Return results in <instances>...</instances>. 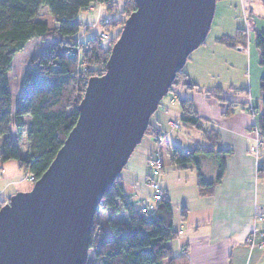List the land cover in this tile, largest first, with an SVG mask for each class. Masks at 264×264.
Returning <instances> with one entry per match:
<instances>
[{
    "label": "trees",
    "instance_id": "1",
    "mask_svg": "<svg viewBox=\"0 0 264 264\" xmlns=\"http://www.w3.org/2000/svg\"><path fill=\"white\" fill-rule=\"evenodd\" d=\"M120 3V17L111 21L113 24L117 21L118 27L135 9L134 0H0V162L16 161L18 167L34 180L46 170L77 119V106L87 79L104 72L114 43L106 40L103 44L97 35L87 37L84 42L78 40L82 26L78 14L94 4L106 6L110 11L109 7ZM40 7L48 10L54 22L52 26L37 18ZM32 38L52 40L29 60L13 101L8 79L11 61ZM217 41L227 47L245 45L247 30L239 27L234 37L222 35ZM254 46L258 63L264 67V32L255 31ZM178 85L186 91H199L198 84L183 68L172 82V86ZM258 89L259 104L254 106L251 114L252 117L257 114L259 156L264 155V75L259 79ZM221 93L223 90L217 87L212 94L218 97ZM222 101L226 104L222 114H231L235 103L225 98ZM178 103L180 123L199 131L209 146L196 145L183 150L171 145L169 159L176 167H193L199 195L209 196L223 177L229 150L221 148L214 130L205 128L191 97H179ZM11 128L15 131L14 140L9 135ZM151 131L148 124L144 135H153L154 141L163 134ZM204 158L211 159L216 165L213 180H206L202 173ZM262 168L263 165L258 166L259 171ZM5 201L7 199L0 198V207ZM98 208L106 210L110 216L122 211L125 218L109 217L101 222L95 213L85 264H162L164 260L167 264L183 263L184 260L172 256L168 245L176 237V231L170 202L164 195L153 210L143 212L128 201L118 175L104 193Z\"/></svg>",
    "mask_w": 264,
    "mask_h": 264
},
{
    "label": "water",
    "instance_id": "2",
    "mask_svg": "<svg viewBox=\"0 0 264 264\" xmlns=\"http://www.w3.org/2000/svg\"><path fill=\"white\" fill-rule=\"evenodd\" d=\"M102 74L87 79L77 119L46 170L0 207V264H85L94 215L141 142L216 0H134Z\"/></svg>",
    "mask_w": 264,
    "mask_h": 264
},
{
    "label": "crops",
    "instance_id": "3",
    "mask_svg": "<svg viewBox=\"0 0 264 264\" xmlns=\"http://www.w3.org/2000/svg\"><path fill=\"white\" fill-rule=\"evenodd\" d=\"M249 1L240 0L241 11L246 12L248 21L254 12ZM259 7L262 17L258 16L255 23L253 22L255 27L253 26L252 29L264 32V0H261ZM222 35L225 33H216L210 44L203 42L195 49V56H191V58L188 56L187 62H185V66L187 63L189 64L188 67H183L188 77L198 84L200 92L197 90L186 91L181 85H178L185 94L176 95L177 102H175V98H170L164 104L159 103L149 119L151 132L160 131L165 133L166 137L180 127L182 131L186 132L187 127L180 123L181 111L178 99L189 96L193 99L194 109L205 128L214 130L219 136L221 148L229 150L225 156L223 177L214 186L213 192L209 196L199 195L196 186V171L193 167L179 168L170 162L168 148L171 145L180 147L178 144L174 142L167 144L164 156L160 152L163 168L157 181L162 188L163 195L170 202L176 237L168 245L173 257L184 260L183 263L178 264H264V220L256 216L264 207V163H259L258 158H255L250 150L253 145V137L249 134L251 117L246 100L253 89L252 86H257L260 77L264 75V67L259 65L257 57L254 84L252 85L251 76H249L247 87L240 89L241 91L236 88L234 91H230L232 94H238L239 98L238 96L236 98V94L232 95L230 92L225 93L224 91L218 97L212 94L217 87L210 86V83L204 82L202 78L212 75L213 66L207 67L209 61L215 59L217 51L222 49L221 45L223 44L217 41V38ZM245 45L238 44L232 48L240 50L245 48ZM203 58H205L204 61ZM196 93L205 95L203 96L205 99L198 98ZM242 94H245L243 99L241 98ZM208 97L217 99L218 111L216 108L215 111L211 110ZM222 98L235 103L233 112L229 115L222 114L226 105ZM221 121L224 122L220 123ZM146 135L151 136V140L146 139L144 144H141L142 146L135 147L119 174L123 191L124 184L130 186L128 193L125 191L124 193L135 208L145 206L143 197H139L138 193L143 195L142 191L147 192L149 198L151 193L150 187L146 183L148 173L146 163L148 156L154 151L155 145L152 141L153 135ZM199 137L205 145H196L207 148L209 144L200 132ZM135 151H137L136 154H134ZM3 165L4 163L0 162V168L3 170L0 172V198L6 200L16 191L26 190L20 189V186L27 178L26 175L20 177V173L2 175L5 172ZM259 165H263L260 171ZM201 170L206 180L214 179L216 174L214 162L207 165L202 161ZM103 217L101 222L106 221L109 217L118 220L125 218L122 211L110 216L106 210L103 211ZM251 238L254 239L252 242ZM162 264H167V260H164Z\"/></svg>",
    "mask_w": 264,
    "mask_h": 264
},
{
    "label": "rangeland",
    "instance_id": "4",
    "mask_svg": "<svg viewBox=\"0 0 264 264\" xmlns=\"http://www.w3.org/2000/svg\"><path fill=\"white\" fill-rule=\"evenodd\" d=\"M249 2L254 12L252 13L248 21L246 18V12L241 11L240 0H216L215 10L211 21V25L204 40L205 44H210L212 38L216 33L223 32L227 36L234 37L239 27L245 28V30H247V43L245 45V48H241L239 50L238 48L226 47L224 45H221L222 49L221 50L219 49L217 51L215 59H212L208 63L209 66L207 68H211L213 66V70H211L212 75H210L209 77L204 76V78H202L204 82L210 83L209 84L210 86L215 85V87H220L225 93L232 91V89H230L231 87L236 89H243L247 87L246 85H247V81L249 80L248 79L249 76H251L250 81L252 82V85L254 84L253 81L255 79V73L257 70L256 59L258 57V54L256 52L257 49L254 46L255 31H253L252 28L254 26L253 22L255 23L258 16L262 17V11L260 10L259 7L261 6V0H250ZM120 8H121V3L119 5H112L111 7H109V9H111L110 11L107 9L106 6H102L100 4H94L91 7H89L88 10L80 11L78 14V20L82 23V26L78 40L84 42L87 37L97 35V37L102 40L103 44H106V40H109L110 42L111 41L115 42L119 36L122 26L118 27L117 21L114 24L111 23V21L113 22V19H117L120 17V13H119ZM37 18L45 21L49 26H52L54 24L48 10L45 7L39 8L37 13ZM125 19L126 18H124V20ZM51 40H52L51 38L45 40H42L40 38H32L27 42V44L25 45L22 51L16 53L13 56V59L11 61V68L10 71L8 72L9 85L13 96V101L16 99L18 95L21 79L29 63V60L32 57H34L36 54H38L41 50H43L51 42ZM194 52L196 51L194 50L193 52L190 53L189 58H191V56H195L196 53ZM204 59L205 58H203V61ZM185 64L183 67H188L189 64L187 63L186 66ZM252 88H253L252 91H250L246 99L248 102V106H247L248 108L250 103H252L253 106L255 107L259 104L258 85L252 86ZM198 93H196V95ZM230 93L232 94V92ZM184 94L185 93L180 86H172L171 90H169V92L165 96H163V98L160 101V104H164L165 102H168L170 98H175V102H177L176 95L182 96ZM203 96L205 95L203 94L197 95L198 98L205 99V97ZM235 96L236 98L237 96L239 98L238 94H236ZM241 96H242L241 98L243 99L244 98L243 96H245V94H242ZM208 102L211 105V110L215 111V108L217 109L218 106L217 99L214 97H208ZM248 112L251 117L250 119L252 126L253 117L249 110ZM256 115L257 114H255V117ZM223 122L224 121H221L220 123ZM251 126L249 128H251ZM249 134H251L252 137L254 136L252 130L249 131ZM9 135L13 140L15 139V131L13 128L10 129ZM162 135L163 137L160 143H157L156 141H154V139H152L155 145V149L150 155H153L154 152L159 149V151L164 156L165 146L172 142L178 144L180 147L184 149L189 148L190 146L196 144L205 145V143L201 141L199 137V132L196 129L187 128L185 132L182 131L180 127L175 129V131H173L172 134L168 135L167 137L165 133ZM143 137H144L143 141H141L138 144V146H142L141 144H144L145 142L144 140L146 139H148L149 141L151 140V136L149 135H144ZM136 152L137 151H135L134 154H136ZM256 158H258L259 163H264V155L262 153ZM202 161L204 164L207 165L213 162L211 159L208 158H204L202 159ZM2 163H4L3 167L5 171L4 173H2V175L4 176H6L7 174L17 175L20 173V177H25L26 173L18 167L16 161L7 160ZM146 168L148 172L147 164H146ZM13 170L14 173H12ZM2 171L3 170L0 168V172ZM32 184L33 182L26 179V181H24L23 184L20 186L21 187L20 189H26V190H20V191L29 190L32 187ZM0 186H1V176H0ZM129 190H130V186L128 184H124L125 193H128ZM142 192L143 195L142 193H138V195H140L139 197H143L144 205L145 206L151 205L152 200H150V198L148 197V193L144 191ZM96 214L100 220L104 219L103 211H101L99 208L97 209Z\"/></svg>",
    "mask_w": 264,
    "mask_h": 264
},
{
    "label": "built area",
    "instance_id": "5",
    "mask_svg": "<svg viewBox=\"0 0 264 264\" xmlns=\"http://www.w3.org/2000/svg\"><path fill=\"white\" fill-rule=\"evenodd\" d=\"M248 109L250 113H253L254 106L252 103L249 104ZM253 120L254 121H253V126L251 127V130L254 134V137H253V145L250 147V150L252 151V153L254 154L256 158L259 154L260 140L258 137V130H257L256 121H255L254 116H253ZM155 139L157 143H160L162 139V135L159 137H156ZM147 167H148V173L146 176V183L150 187V191H151L150 198L153 203L151 205L140 207L141 211L143 212H146V211L148 212V211L153 210L155 203L163 198L162 188L157 181V178L159 177L162 171V168H163V159H162L159 149L156 150L153 155H150L148 157ZM26 177L29 181L34 182V179L31 175H26ZM257 217L264 220V207L262 208L261 212L257 214ZM253 240L254 239L251 238V242Z\"/></svg>",
    "mask_w": 264,
    "mask_h": 264
}]
</instances>
